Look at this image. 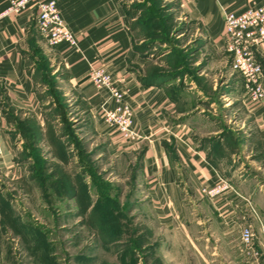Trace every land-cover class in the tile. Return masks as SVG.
I'll use <instances>...</instances> for the list:
<instances>
[{
    "label": "crops",
    "instance_id": "0c3cea01",
    "mask_svg": "<svg viewBox=\"0 0 264 264\" xmlns=\"http://www.w3.org/2000/svg\"><path fill=\"white\" fill-rule=\"evenodd\" d=\"M9 1L0 0V11ZM56 2L76 47L50 46L38 30L34 5L0 18V232L7 228L2 210L13 209L5 180L35 183L41 194L51 184L35 172L37 161L46 164L48 176L58 165L73 185L91 192L93 164L132 155L144 207L160 229L153 250L162 251L165 263L264 264V99L247 103L224 38L225 10L264 0H178L185 25L177 28L180 44L162 70L142 68L146 58L132 41L125 0ZM254 55L264 89V45ZM41 59L55 75L48 94L36 78L41 69L34 61ZM100 68L120 79L144 135L138 146L99 116L103 104H113L89 78ZM25 144L37 149V157ZM219 179L231 188L206 196L202 186ZM59 202L77 207V197ZM14 218L20 240L36 235L28 232L30 223ZM244 227L253 233L250 245L241 240Z\"/></svg>",
    "mask_w": 264,
    "mask_h": 264
},
{
    "label": "rangeland",
    "instance_id": "374dc122",
    "mask_svg": "<svg viewBox=\"0 0 264 264\" xmlns=\"http://www.w3.org/2000/svg\"><path fill=\"white\" fill-rule=\"evenodd\" d=\"M124 8L128 26L135 28L130 31L132 41L146 58L142 68L164 69L167 58L181 41L176 37V30L185 25L178 0H125ZM151 39L155 41L147 44ZM34 63L37 69H41L40 73L36 70V78L46 84L45 93L48 94L55 75L51 74L46 60ZM22 154L19 153L18 157ZM136 167L138 161L132 155L92 165L91 201L103 203L92 217L99 218L104 211L111 217L119 212L123 216L121 221L124 223L118 232L111 220L108 225L99 226L102 233L112 232L111 237L101 234V230L96 232L94 227L97 226L90 227L85 223L84 215L78 214L81 206L78 207V202L77 207L59 202V194L50 192L51 185L42 186L44 194H41L35 183L20 186L14 185L12 179L5 180L13 209H3L1 214L6 219L19 217L37 227L44 243L39 235H29L26 242L20 240L15 235L20 233V225L17 224L15 230L7 224L5 231L0 232V264H169L165 263L162 251L153 250L157 240L160 241L156 235L160 229L153 223L151 210L144 207L143 188ZM40 173L48 176L47 168H41ZM47 252L53 257H48Z\"/></svg>",
    "mask_w": 264,
    "mask_h": 264
},
{
    "label": "built area",
    "instance_id": "2783aa9c",
    "mask_svg": "<svg viewBox=\"0 0 264 264\" xmlns=\"http://www.w3.org/2000/svg\"><path fill=\"white\" fill-rule=\"evenodd\" d=\"M31 5L37 8L38 30L50 46L60 43L77 46V39L65 24L56 0H10L6 8L0 11V18L19 14ZM224 38L231 66L243 79L247 103H260L264 99L262 68L254 50L264 45V4L248 5L241 11L225 10ZM89 78L97 88L105 90L107 100L113 102L112 106H101L100 118L128 145L138 146L144 135L135 127L133 108L125 101L124 92L118 85L120 79L101 68L92 70ZM230 188L226 180L219 179L213 185L202 186L201 190L206 196L214 198ZM241 240L247 245L252 243L253 233L248 227L241 230Z\"/></svg>",
    "mask_w": 264,
    "mask_h": 264
},
{
    "label": "trees",
    "instance_id": "16d2710c",
    "mask_svg": "<svg viewBox=\"0 0 264 264\" xmlns=\"http://www.w3.org/2000/svg\"><path fill=\"white\" fill-rule=\"evenodd\" d=\"M134 29L135 28H133V27H129L130 31H133ZM154 41L155 40H152V39L148 40L147 44H151ZM163 41H165V40H163ZM137 48L139 49V47H137ZM52 84H51V86H52ZM56 99H57L56 104L58 105V107H60V111H61L60 114L64 115L65 112H64V108H63L62 99L61 100L59 98H56ZM25 147L27 149H29L31 156L37 157V155H36L37 149H35L33 146H31V144H25ZM38 162H39V164H38ZM36 164H37L36 165L37 169L35 171H38L40 173L41 168L46 169L45 163H43L41 161H37ZM46 177H49V179L48 178L47 179L51 182L50 185L53 187L52 189H54L55 193L59 194L60 197H66V198L67 197L68 198L69 197H77L78 207L81 205L80 209L78 210V214L84 215L83 219H84L85 223L88 224V226H90V227H92V225L97 226V227H94L96 232L101 230V232H100L101 234L111 237L112 232L102 233V229L99 227L100 225H108L107 224L108 220H111L112 224L117 226V232L119 231L120 227L124 223L123 220L121 221L123 216L120 212L116 213V215L114 217L108 216L107 211H104L103 215L101 214L99 216V218L92 217V214L94 213V211L97 208H100L101 206H103V203L100 200H97V201L92 203L91 194L87 188V185H83L82 187H80L78 184H77V186L73 185L71 182V179L64 173V171L58 165L52 166L51 173L49 174V176H46ZM78 189H80L81 191H78ZM4 209H6V208H4ZM111 212L115 213V211H113V210ZM2 217H3V214H2ZM14 217L15 216H11V218H9V219H6L3 217V219H4L5 223L9 224V226H12L15 230H17L16 228H17V224H18L17 222L18 221ZM18 230H20V227H18ZM33 231L36 235H39V238L41 239L42 244H43L44 240H43L42 232H40L37 227L36 228L33 227ZM28 232L30 233L31 231L29 230ZM132 251H133V249H132ZM131 254L133 257L134 253L131 252ZM42 256L43 257L45 256V253L43 251H42ZM47 256L50 258L52 257V255L49 253L47 254ZM132 264H134V263L132 262ZM135 264H139V263L135 262Z\"/></svg>",
    "mask_w": 264,
    "mask_h": 264
}]
</instances>
